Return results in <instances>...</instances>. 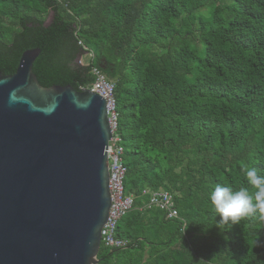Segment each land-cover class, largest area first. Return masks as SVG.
<instances>
[{"label":"trees","instance_id":"16d2710c","mask_svg":"<svg viewBox=\"0 0 264 264\" xmlns=\"http://www.w3.org/2000/svg\"><path fill=\"white\" fill-rule=\"evenodd\" d=\"M84 47L114 84L134 196L126 247L101 243L97 264H264V209L217 227L209 199L219 184L255 203L246 169L264 176V0H0L3 76L40 49L39 84L80 92L94 82ZM143 190L169 192L179 217L145 209Z\"/></svg>","mask_w":264,"mask_h":264},{"label":"water","instance_id":"95a60500","mask_svg":"<svg viewBox=\"0 0 264 264\" xmlns=\"http://www.w3.org/2000/svg\"><path fill=\"white\" fill-rule=\"evenodd\" d=\"M40 52L0 73V264H97L110 209L106 103L42 87Z\"/></svg>","mask_w":264,"mask_h":264},{"label":"built area","instance_id":"2783aa9c","mask_svg":"<svg viewBox=\"0 0 264 264\" xmlns=\"http://www.w3.org/2000/svg\"><path fill=\"white\" fill-rule=\"evenodd\" d=\"M85 53L77 64L90 68L94 82L88 89L90 92L99 95L106 103V113L111 131V139L107 147V160L109 170L108 191L110 196V209L107 222L101 230V243L107 248L120 249L126 247V242L116 237L118 222L134 207V196L125 195L123 180L125 169L122 165V138L117 132L118 114L114 97V84L108 81L102 71L93 65L95 58L93 52L84 47ZM82 89V90H84ZM141 196L148 199L145 209H157L165 214L167 220H174L179 217L175 207L173 196L166 191L143 190Z\"/></svg>","mask_w":264,"mask_h":264},{"label":"clouds","instance_id":"9594fccd","mask_svg":"<svg viewBox=\"0 0 264 264\" xmlns=\"http://www.w3.org/2000/svg\"><path fill=\"white\" fill-rule=\"evenodd\" d=\"M245 175L249 184L257 190L255 203L247 188L233 191L229 186L218 184L209 194L210 202L220 217L217 227L230 222L235 225L242 217L255 213L258 208L264 209V176L259 175L255 167L247 168Z\"/></svg>","mask_w":264,"mask_h":264},{"label":"rangeland","instance_id":"374dc122","mask_svg":"<svg viewBox=\"0 0 264 264\" xmlns=\"http://www.w3.org/2000/svg\"><path fill=\"white\" fill-rule=\"evenodd\" d=\"M51 18H52V16L50 15V16L48 17L47 21H46V24L50 22Z\"/></svg>","mask_w":264,"mask_h":264}]
</instances>
